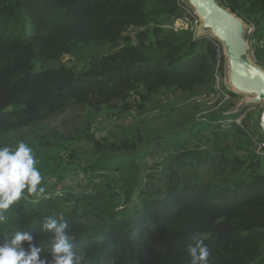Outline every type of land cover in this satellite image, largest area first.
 Returning <instances> with one entry per match:
<instances>
[{
	"label": "trees",
	"instance_id": "16d2710c",
	"mask_svg": "<svg viewBox=\"0 0 264 264\" xmlns=\"http://www.w3.org/2000/svg\"><path fill=\"white\" fill-rule=\"evenodd\" d=\"M219 1L264 35V0ZM190 8L0 0V146L32 147L45 188L39 197L25 190L7 210L0 243L28 232L50 259L41 224L63 215L86 264H189L194 233L210 264H264V155L251 148L254 136L264 140L262 107L241 126L234 120L248 106L233 111L241 95L210 102L221 42L197 35L192 17L175 28ZM255 58L264 67V50ZM72 106L88 117L68 131L47 125ZM154 111L157 123L147 117ZM134 112L148 122L129 123L117 139L98 132V115Z\"/></svg>",
	"mask_w": 264,
	"mask_h": 264
},
{
	"label": "clouds",
	"instance_id": "9594fccd",
	"mask_svg": "<svg viewBox=\"0 0 264 264\" xmlns=\"http://www.w3.org/2000/svg\"><path fill=\"white\" fill-rule=\"evenodd\" d=\"M37 163L33 148L23 140L14 147L0 146V225L7 223L9 217L5 213L25 197V190L37 197L44 194ZM41 229L50 236V259L42 255V247L33 243L32 234L16 231L0 243V264H86V254L71 242L63 215L45 217ZM190 239L192 243L187 246L189 264H210V250L204 239L195 233Z\"/></svg>",
	"mask_w": 264,
	"mask_h": 264
},
{
	"label": "water",
	"instance_id": "95a60500",
	"mask_svg": "<svg viewBox=\"0 0 264 264\" xmlns=\"http://www.w3.org/2000/svg\"><path fill=\"white\" fill-rule=\"evenodd\" d=\"M201 20L197 35L218 39L225 57L226 86L242 98L236 108L262 107L259 126L264 133V67L249 56L250 25L219 0H184Z\"/></svg>",
	"mask_w": 264,
	"mask_h": 264
},
{
	"label": "rangeland",
	"instance_id": "374dc122",
	"mask_svg": "<svg viewBox=\"0 0 264 264\" xmlns=\"http://www.w3.org/2000/svg\"><path fill=\"white\" fill-rule=\"evenodd\" d=\"M186 4H188V3L186 2ZM186 13L187 14L189 13V17H187L184 20H179L178 22H176L175 28L180 26L181 23H183L185 26H188L189 25L188 22L191 20V17H192L194 19L192 21V25L194 26V28L196 30V34H198L199 29L201 27L200 18L197 15H195L194 9L190 8V10L186 11ZM196 18H197V20H196ZM97 50L101 54H104L105 52L109 51L108 48H106V47L94 48V51L96 53H98ZM248 53H249V56L252 59V61L256 62V58L254 57L253 53L250 51H248ZM65 60H69V58L66 57ZM218 96L219 95H217V96L212 95L208 99L210 100V102L216 103ZM247 96L248 95H243L237 99V101L234 103L235 107H233V111H236L235 108H236L237 102L244 97L246 98ZM200 102L203 103L204 101H200ZM181 105H184V110L188 109V104H186V102L183 101V103ZM255 106H252V107H255ZM157 112L158 111L151 112L149 115H147V117L150 120H153L155 123H157L160 121L159 117L157 116ZM87 114H88V110L82 109V108L77 107V106H72L68 110H66L63 114H60V115L55 116V117L51 118L50 120H48L47 125L54 127V128H57V129H60V130L68 131L72 127H74L76 124L85 120L88 117ZM98 116L99 117H97V119L95 120L98 132L101 134V130L98 128L107 127L108 132L110 133L111 139H117L119 136H121L123 129L129 123H135V124L141 126L142 124H144L145 120L148 122V120L145 119L146 115H140L136 112H134L130 115H127L124 118H118L116 116H110L109 117L104 113H102ZM230 120H233V119H230ZM230 120H228V122H230ZM161 124L164 125L165 123H161Z\"/></svg>",
	"mask_w": 264,
	"mask_h": 264
},
{
	"label": "built area",
	"instance_id": "2783aa9c",
	"mask_svg": "<svg viewBox=\"0 0 264 264\" xmlns=\"http://www.w3.org/2000/svg\"><path fill=\"white\" fill-rule=\"evenodd\" d=\"M197 20V18H196ZM179 21V20H178ZM177 21V22H178ZM250 30H249V51L253 53L255 57L256 50L262 49L264 50V35L260 38L255 37L254 34L256 32V27L254 23H249ZM189 26V25H188ZM183 23H181L180 26L177 28L185 27ZM195 30V28H194ZM196 31V30H195ZM224 52L222 44L219 43L216 49V59H217V65L215 70V78H216V90L218 91V97L222 96V101L220 103H223L231 98L229 89L224 88V85L226 86V76H225V64H224ZM259 108L257 107H248L245 112H243L239 117H237L234 121L243 126L244 121L248 119V113L252 110H257ZM233 120H230L229 123L234 122ZM252 150L258 154V155H264V140L260 139L257 136H254L252 139Z\"/></svg>",
	"mask_w": 264,
	"mask_h": 264
}]
</instances>
